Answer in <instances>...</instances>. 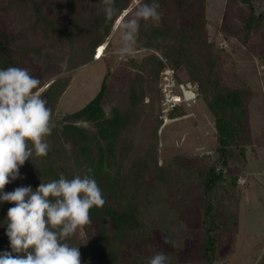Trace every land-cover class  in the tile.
Masks as SVG:
<instances>
[{
  "label": "trees",
  "instance_id": "1",
  "mask_svg": "<svg viewBox=\"0 0 264 264\" xmlns=\"http://www.w3.org/2000/svg\"><path fill=\"white\" fill-rule=\"evenodd\" d=\"M158 2L160 21L140 23L134 49L137 53L160 52L180 82L197 87L199 97L203 98L213 117L216 158L207 164L197 185L204 237L201 254L203 261L212 264L229 256V245L237 232L240 190L236 178L224 185L221 180L229 166L242 168L247 164L246 150L252 144L247 107L251 92L243 83L227 82L225 65L229 54L216 48L215 36L209 37L206 13L218 8L219 1ZM0 3L6 15L15 8L23 13L29 11L36 22H41L45 43L53 47L48 55L33 47L16 46L13 37L0 25V69L26 67L25 57L29 56L36 58L42 67V97L53 110L52 119L57 124L47 136L51 143L48 154L42 157L49 162V176H53L49 179H59L61 173L72 178L82 174L86 167L91 168L106 200L103 207L90 209L91 223L82 227L90 261L92 264H147L148 258L160 251L152 240L156 224L163 222V217H154L142 199V192L137 194L119 181L116 148L129 115L118 107L110 109L108 115L105 112L103 101L108 73L104 75L99 91L85 106L60 117L55 114L71 77L77 69L101 57L105 45L106 48L109 46L111 36L119 29L120 20L115 25L105 22L101 0H0ZM137 3L138 0H116V7L123 16L129 10L126 17ZM225 4L244 10L240 29L222 31L226 38L240 32L245 36L252 29L264 27V9L256 11L253 0H225ZM21 19H24L23 15ZM64 60L68 63L66 72L60 67ZM146 61L157 63L160 80L163 68L154 57H144L140 62L130 59L128 64L136 66ZM180 72L187 78L179 77ZM179 110L180 107H176L170 112L172 119L181 114ZM234 190L236 194L233 195ZM232 203L234 212L229 209L228 213H223L221 204L229 207ZM165 253L169 257L168 264L178 263L176 254Z\"/></svg>",
  "mask_w": 264,
  "mask_h": 264
},
{
  "label": "rangeland",
  "instance_id": "2",
  "mask_svg": "<svg viewBox=\"0 0 264 264\" xmlns=\"http://www.w3.org/2000/svg\"><path fill=\"white\" fill-rule=\"evenodd\" d=\"M253 1L256 11L264 9V0ZM216 2L219 7L209 9L206 13L209 37L215 36L216 48L229 54L225 65L227 82L243 83L251 92L247 107L252 144L246 150L247 164L242 168L229 166L221 183L224 185L238 176L247 175L246 185L237 186L243 199L237 209V213H241L240 225L244 230V227L248 228L254 223L264 232L261 214L264 212V27L252 29L245 36L240 32L226 38L222 31L240 29L244 10L242 7H228L225 0ZM16 9L6 15L0 3V25L13 37L15 45L33 47L42 53L51 54L53 47L43 39L41 22H36L29 11L23 13L21 9ZM136 36L137 33L128 40L125 39L124 29L119 28L114 32L109 46L106 48L105 45L103 49V55L76 70L57 103L55 114L60 117L85 106L99 91L103 77L108 73L103 108L107 115L113 107L129 115L128 124L121 132L116 148V171L120 183L137 194L142 192V199L154 217H163V222L156 224L157 230L152 240L156 249L176 254L177 264H209L203 261L201 254L204 237L197 185L207 164L216 158L214 120L203 98L198 97L190 107L181 106V114L161 129L160 69L155 62L146 61L136 66L128 62L130 59L140 62L144 57H154L161 63V69L169 65L156 50L137 53L134 49ZM220 41L227 43L226 49L219 48ZM125 48L130 55L122 54L121 50ZM25 63L26 67L22 68H29L31 75L41 81L42 67L39 61L29 56L25 57ZM178 75L187 78L182 72ZM171 116L169 114L168 118L172 119ZM45 139L50 147V140L47 137ZM19 171L20 177L6 185L5 192L21 186H31L35 190L40 183L53 180L49 179L53 177L49 176V162L42 157H35V154ZM232 193L236 194L235 190ZM50 199L53 202L55 200ZM12 206L8 202L0 203V252L10 251L5 221L8 209ZM223 207L221 204L223 213L235 208L233 203ZM250 212L258 213L254 216L255 221H252L254 214ZM238 218L239 215L236 227ZM165 239L171 243H164ZM65 242L79 247L81 264H92L86 252L87 237L83 228ZM262 243L260 239L235 237L229 245V256L220 258L219 262L213 261L212 264H264Z\"/></svg>",
  "mask_w": 264,
  "mask_h": 264
},
{
  "label": "clouds",
  "instance_id": "3",
  "mask_svg": "<svg viewBox=\"0 0 264 264\" xmlns=\"http://www.w3.org/2000/svg\"><path fill=\"white\" fill-rule=\"evenodd\" d=\"M105 22L124 29L125 39L139 32L141 22H159L158 0H138L136 6L123 16L116 0H101ZM100 31H103L101 27ZM130 55L127 48L121 50ZM62 72L68 70L67 60L60 62ZM53 110L42 97L41 81L26 68L0 69V203L8 202L6 235L10 251L0 252V264H81L79 247L65 242L91 223L90 209L103 207V197L92 169L71 179L63 173L59 179L31 186L17 187L5 192L6 185L20 177L19 169L26 161L45 157L50 136L57 124ZM30 142V145H29ZM50 198H55L54 202ZM164 243H171L165 239ZM163 251L151 255L147 264H168Z\"/></svg>",
  "mask_w": 264,
  "mask_h": 264
},
{
  "label": "built area",
  "instance_id": "4",
  "mask_svg": "<svg viewBox=\"0 0 264 264\" xmlns=\"http://www.w3.org/2000/svg\"><path fill=\"white\" fill-rule=\"evenodd\" d=\"M218 45L220 49L227 48V43L225 41H220ZM95 57H97V54ZM160 92L161 100L159 118L162 121L161 129L170 123L171 120H175V118H168V115L174 108L181 106L190 107L199 97L197 87L191 83L180 82L174 71L167 65H164L162 69ZM246 182L247 180L243 176L236 178V185L238 187H243L246 185Z\"/></svg>",
  "mask_w": 264,
  "mask_h": 264
},
{
  "label": "crops",
  "instance_id": "5",
  "mask_svg": "<svg viewBox=\"0 0 264 264\" xmlns=\"http://www.w3.org/2000/svg\"><path fill=\"white\" fill-rule=\"evenodd\" d=\"M241 176L245 177L246 180L248 179L247 175H241ZM242 201H243V199H240L239 205L242 203ZM250 214H254L252 221H255V217L254 216L257 215L258 213H256V212H254V213L250 212ZM261 214L263 215L262 219L264 220V212H262ZM238 215H239V218H238L239 221H238V224H237V232L233 235L232 239L233 238L235 239V237H237V238L243 237L246 240H250V239L258 240V239H260V240H263V243L262 244L264 245V232H262L260 230V228L257 227L254 223L252 225L253 227L252 226H250L248 228L244 227L245 229L243 230V228H241V225H240V218H241L240 216H241V213L239 212ZM251 219L252 218H250V222H251Z\"/></svg>",
  "mask_w": 264,
  "mask_h": 264
},
{
  "label": "bare ground",
  "instance_id": "6",
  "mask_svg": "<svg viewBox=\"0 0 264 264\" xmlns=\"http://www.w3.org/2000/svg\"><path fill=\"white\" fill-rule=\"evenodd\" d=\"M103 54H101V56H102Z\"/></svg>",
  "mask_w": 264,
  "mask_h": 264
}]
</instances>
